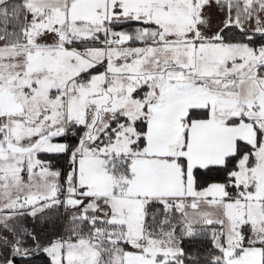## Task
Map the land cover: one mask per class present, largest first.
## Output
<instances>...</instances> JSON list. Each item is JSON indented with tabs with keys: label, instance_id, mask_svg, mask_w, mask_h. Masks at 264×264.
I'll use <instances>...</instances> for the list:
<instances>
[{
	"label": "snow or ice",
	"instance_id": "6c2138e0",
	"mask_svg": "<svg viewBox=\"0 0 264 264\" xmlns=\"http://www.w3.org/2000/svg\"><path fill=\"white\" fill-rule=\"evenodd\" d=\"M0 264H264V0H0Z\"/></svg>",
	"mask_w": 264,
	"mask_h": 264
}]
</instances>
